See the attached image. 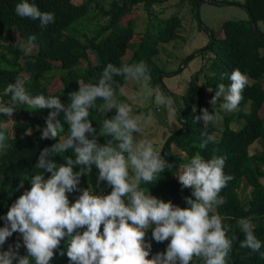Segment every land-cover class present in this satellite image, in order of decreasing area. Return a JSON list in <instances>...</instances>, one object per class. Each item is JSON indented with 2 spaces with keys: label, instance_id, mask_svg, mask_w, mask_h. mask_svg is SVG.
<instances>
[{
  "label": "clouds",
  "instance_id": "9594fccd",
  "mask_svg": "<svg viewBox=\"0 0 264 264\" xmlns=\"http://www.w3.org/2000/svg\"><path fill=\"white\" fill-rule=\"evenodd\" d=\"M14 11L21 18L38 20L41 28L55 22L53 13L42 12L29 0H21ZM33 39L19 44L25 56L32 53ZM116 77L138 83V95L144 99L154 94L157 105L172 103L158 88H150V69L143 60L107 64L98 81L78 82L79 90L69 94L68 105L58 96L30 95L20 77L4 89L3 95H10L11 102L0 100V114L12 120L18 105L50 109L46 126L40 129L41 139L57 142L40 151L35 165L40 171L30 177V189L11 205L3 217L5 225L0 227V247L19 233L27 255L19 254L21 244L17 242L7 251L0 250V264H50L62 241L70 264H191L194 258L203 264H227L235 237L229 236L231 225L224 223L230 218L216 214V207L224 202L220 193L234 178L224 172L226 157L214 153L205 159L197 152L180 166L176 177L183 188L192 190L185 198L188 207L153 196L141 184L157 180L171 164L142 136V127L151 121L152 113H135L130 103L117 100V89L121 93L124 89ZM228 79L231 83L218 84L210 100L214 113L203 108L202 115H194L193 123L215 122L218 101L224 111L237 109L248 77L236 68ZM91 110L100 117L99 129L89 118ZM65 124L67 135H62ZM6 127L0 124V152L10 147ZM201 136V148L214 140L206 131ZM66 152L70 154L64 156ZM56 157L63 162L57 163ZM93 166L98 169L97 184L106 182L109 194L98 195L89 186L79 188L81 177L91 173ZM46 173L50 174L47 178ZM73 192L80 193L75 202L68 195ZM236 224L244 235L239 246L264 260V244L254 234L251 217L240 218ZM149 229L157 243L170 240L166 251L151 259L152 244L146 240ZM60 255H65V250Z\"/></svg>",
  "mask_w": 264,
  "mask_h": 264
},
{
  "label": "trees",
  "instance_id": "16d2710c",
  "mask_svg": "<svg viewBox=\"0 0 264 264\" xmlns=\"http://www.w3.org/2000/svg\"><path fill=\"white\" fill-rule=\"evenodd\" d=\"M169 1L112 0L110 6L106 8L96 0H82L81 3H75L74 0H29L42 12H51L55 16L54 23L41 28L38 20L16 15L14 9L21 0H0V48L3 49L0 55V100L5 103L11 102L10 95L5 96L3 92L9 84L15 83L17 77L24 79L26 91L30 95L58 96L62 103L68 105L69 94L79 90L78 82L98 81L109 63L120 66L121 63L143 60L149 66L154 85L161 83L165 75L180 72L200 50L184 59V66L176 71H166L157 62L155 56L160 52V45L179 39L183 27L182 18L176 14L160 22L154 10L155 5H162ZM200 1L180 0V3L189 4L194 16L199 17L197 7ZM205 1L213 4H236L232 0H203ZM94 2L98 3L96 6L101 7V13L109 18V21L96 33L89 34L82 20L90 15ZM239 4L248 10L249 19L227 20L223 23L221 35L211 33L212 38L204 48L208 52L205 65L191 78L187 92L183 95V106L178 107L176 111L178 118L182 121V127L168 137L163 151L165 157L161 155L166 161L171 159V167L160 173L157 180L150 184L142 183L141 187L166 202L171 201L180 207H188L185 198L191 196L192 190L183 188L179 183L176 174L180 166L189 162L197 152L205 159H210L214 153L225 156L224 172L234 178L228 182L227 187L222 189L220 196L224 202L216 207V214L230 218L225 219L224 223L231 225L229 236L235 237L226 262L227 264H264V260L260 259L258 253L239 246L244 235L236 224L240 218L251 217L254 234L264 244V182L261 179L264 172L261 170L264 166V116L262 115L264 29L260 24H264V0H245ZM138 5H143L149 15V21L141 41L134 43L139 17L126 19V16L132 14ZM253 18L256 26L253 24ZM199 28H204L201 23ZM15 29L26 43H29L30 37H34L30 43L37 47L36 54L24 55L19 47L22 43L14 35ZM130 45H134L135 48L132 56L127 59L125 56ZM90 49L96 51L98 61L91 58ZM236 68L247 75L248 84L242 92L243 99L237 110L224 116V128L220 134H216L218 129L213 123L208 125H204L203 121L193 123L194 115H202L200 110L208 107V96L212 98L215 95L218 84L224 83L227 86L231 83L228 76ZM57 75H60L62 87L52 92L49 86ZM201 75H203V81H201ZM115 79L120 87L123 88L126 85L123 77ZM119 92L118 88L117 95ZM123 102L130 103L127 99ZM221 102L218 101L217 104L220 105ZM50 111V109L33 110L27 105H18L12 125L13 134L10 128L6 127V142L10 147L0 152V227L5 225L3 217L6 216L11 205L26 189H30L31 185L28 182L30 177L40 171L35 167L40 151L57 142L41 139L40 129L46 126L45 120ZM62 116L63 113L61 119H63ZM89 118L93 126L99 129L98 113L91 110ZM242 119L246 121L237 128L232 126L233 122H240ZM8 120L9 117L6 114H0V124L3 125ZM64 127L65 132L62 135H67V124ZM205 131L214 137V140L209 142L207 147L201 148L200 143L204 139L201 133ZM104 140L105 138H100L101 143ZM257 140H262L263 147L251 153L250 147ZM173 145H176L185 155L181 152L174 153ZM69 154L66 152L63 155ZM55 159L57 163L63 162L60 157ZM92 173H98L95 166L91 173L82 176L81 179L87 187L92 184V191L102 190L100 188L106 182L97 184L92 180ZM45 175L47 178L50 174ZM244 180L253 188L250 198L246 201L241 197L240 192ZM22 182L24 187L20 188ZM107 188L109 194L111 188L108 186ZM74 194L80 193H69L71 202H75ZM18 234L14 233L9 237L0 250L5 251L6 245L14 247L19 242L21 244L19 254L27 255L23 241L17 238ZM147 241L152 244L149 259L159 252L166 251L167 244L170 242L169 240L157 243L152 237ZM61 250H65V255H60ZM261 250L264 251V247ZM32 264L35 262L32 261ZM50 264H70L63 241ZM191 264H203V261L197 259Z\"/></svg>",
  "mask_w": 264,
  "mask_h": 264
},
{
  "label": "rangeland",
  "instance_id": "374dc122",
  "mask_svg": "<svg viewBox=\"0 0 264 264\" xmlns=\"http://www.w3.org/2000/svg\"><path fill=\"white\" fill-rule=\"evenodd\" d=\"M101 6L108 8L112 0H96ZM236 4H213L208 1L202 2L200 6V15L195 17L194 13L189 4H181L180 0H170L162 5H155V12L158 14V17L161 21L166 20L173 14H176L182 18V32L181 37L177 40L171 41L169 43H162L160 45V52L155 56L157 62L164 67L166 71H176L181 69L184 66V59L189 57L192 53L200 50L198 54H195L190 60L185 68L180 72L173 75H165L162 79V82L154 85L152 84V79L150 80V88H158L165 96L170 97L172 103L168 105H157L155 103V96L152 95L151 98L144 99L138 94L140 92V86L136 82H127L123 87V93L119 92L117 95L118 101H124L127 99L130 101L133 111L138 114H147L148 112L152 113V119L150 122H147L142 127V136L150 139L153 142L154 148L158 151L163 157V151L165 150L166 141L168 137L182 127V121L177 116V109L180 106H183V95L187 92L189 82L192 77L198 72L201 67H204L206 59L208 57V52L204 49L207 47V44L211 40V33L214 32L215 35H221L223 32V23L227 20H238V19H249L250 14L248 10L240 5L245 0H232ZM76 3H81L82 0H74ZM93 3V9L90 15L87 18L82 20L83 25L86 27L89 34L96 33L101 29L102 25L109 21V18L105 17L101 13V7L96 6L98 3ZM138 16L136 35L133 39L134 43H138L144 36L147 23L149 21V15L144 10L143 5H138L135 7L132 14L127 15L126 19ZM125 22V20H124ZM202 24L204 28H199V24ZM262 29H264V24L260 23ZM207 27V28H205ZM15 37L23 44L26 43L24 39L20 36V33L17 29L14 30ZM32 54L37 53V47L31 45ZM134 45L129 47L128 52L125 58L129 59L134 51ZM3 49L0 48V55L2 54ZM89 53L91 58L94 61H98L99 57L95 50L90 49ZM203 75H201V81H203ZM250 80V79H249ZM62 87L60 80V75H57L49 88L52 92L58 91ZM210 96H208V111L214 113V108L210 104ZM248 109V106H246ZM237 110V109H236ZM234 110V111H236ZM232 112L224 111L220 108L219 104L215 105V112L217 119L213 124L218 129L216 134H220L221 130L224 128V116L229 115ZM262 115L264 116V109L262 110ZM16 116V113L12 115V120H8L3 125L9 127L11 133L13 119ZM246 120L242 119L240 122H233L232 126L237 128L241 123H244ZM102 138V137H101ZM262 140H257L250 147V152L254 153L255 151L261 150L263 147ZM172 151L174 153H180L185 155L176 145H173ZM261 170L264 171V166L261 167ZM98 173H92V180L97 182ZM262 181L264 182V172L262 175ZM92 189V184L89 186ZM107 187L105 183L100 189ZM80 189L87 188L86 184L82 179H80ZM253 188L249 186L244 180L243 186L241 188V197L246 201L250 198ZM79 193V192H78ZM79 194H74V201L78 198ZM154 228V226H153ZM152 237V229H149L146 235V239L149 240ZM18 240H22L20 234L17 235ZM9 246L6 245L4 248L7 251ZM19 248V253H20ZM197 258L193 259V262Z\"/></svg>",
  "mask_w": 264,
  "mask_h": 264
},
{
  "label": "water",
  "instance_id": "95a60500",
  "mask_svg": "<svg viewBox=\"0 0 264 264\" xmlns=\"http://www.w3.org/2000/svg\"><path fill=\"white\" fill-rule=\"evenodd\" d=\"M202 2H203V0H201V1L199 2L198 7H197V14H198V15H199V13H200L199 9H200V6H201ZM253 24H254V26H256V21H255L254 18H253ZM170 161H171V159H169V160L167 161V163L170 164Z\"/></svg>",
  "mask_w": 264,
  "mask_h": 264
},
{
  "label": "built area",
  "instance_id": "2783aa9c",
  "mask_svg": "<svg viewBox=\"0 0 264 264\" xmlns=\"http://www.w3.org/2000/svg\"><path fill=\"white\" fill-rule=\"evenodd\" d=\"M11 119H12V118H11ZM13 120H14V119H13ZM96 194H98V195H99V194H105V195H106V194H108V188L106 187L105 189L99 190V191L96 192Z\"/></svg>",
  "mask_w": 264,
  "mask_h": 264
},
{
  "label": "crops",
  "instance_id": "0c3cea01",
  "mask_svg": "<svg viewBox=\"0 0 264 264\" xmlns=\"http://www.w3.org/2000/svg\"><path fill=\"white\" fill-rule=\"evenodd\" d=\"M76 3V2H75Z\"/></svg>",
  "mask_w": 264,
  "mask_h": 264
}]
</instances>
